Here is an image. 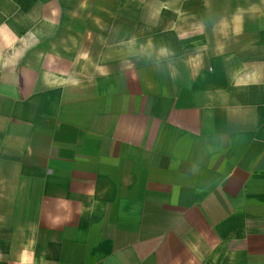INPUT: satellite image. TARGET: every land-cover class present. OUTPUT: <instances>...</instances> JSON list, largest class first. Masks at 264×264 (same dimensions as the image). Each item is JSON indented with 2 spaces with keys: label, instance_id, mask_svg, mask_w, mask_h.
Masks as SVG:
<instances>
[{
  "label": "crops",
  "instance_id": "0c3cea01",
  "mask_svg": "<svg viewBox=\"0 0 264 264\" xmlns=\"http://www.w3.org/2000/svg\"><path fill=\"white\" fill-rule=\"evenodd\" d=\"M0 264H264V0H0Z\"/></svg>",
  "mask_w": 264,
  "mask_h": 264
}]
</instances>
